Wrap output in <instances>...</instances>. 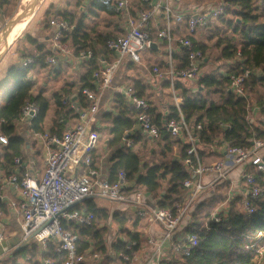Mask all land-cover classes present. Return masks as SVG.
<instances>
[{"label": "trees", "instance_id": "obj_1", "mask_svg": "<svg viewBox=\"0 0 264 264\" xmlns=\"http://www.w3.org/2000/svg\"><path fill=\"white\" fill-rule=\"evenodd\" d=\"M3 1L1 0V6ZM83 1L85 0H75L77 10L73 12L51 9V6L44 11V27L50 26L49 21L54 17L50 16L52 14L66 20L71 26L63 32L60 40L69 44L68 48L74 51L75 56L80 50H91L93 53L92 59L79 61L76 58L82 69L78 78L66 81L65 85L53 94L54 117L49 130L51 133L61 134L64 131V121L77 117L76 111L70 107V99L73 96L80 107L87 106L88 102L82 96L81 89H95L93 73L105 66L100 64L101 57L106 55L109 62L115 59L113 51L106 45L107 40L123 35L125 31L123 24L121 25L124 14L116 12L113 5L90 0L86 12H78ZM133 1L139 3V0ZM225 2L227 5L224 12L215 19L216 21L197 29L194 33L189 34L186 31L183 35H189L194 47L204 54L205 59L202 61L198 79L190 84V80L176 76L173 81L174 94L182 98L179 107L183 119L189 127H193L194 134L198 137L196 148L199 161L206 166L215 159H223L225 154L221 150L222 147L251 148L255 141H261L264 146L263 124L250 120L254 105L260 108V114L264 117V0ZM100 13L105 16H117L120 26L114 25L112 31L108 30L110 25L106 24V29H98L99 24L96 21L91 24L87 22V18L96 20ZM131 13L134 14L133 10ZM200 31H208L207 39L213 40L211 49L216 53L214 63L219 62L215 68L210 63L209 44L196 39ZM24 37L26 45L20 49V57H31L33 61L25 66L10 64L4 74V80L11 78L16 84L6 103L0 105V120H4V123H0V132L8 137L7 143L0 146V180L14 173L15 169L20 170V175L22 173V166L14 161L16 157L23 160L25 147V137L17 133L14 126V122L21 115V107L28 101L39 106L38 114L31 121L30 129L33 132L45 131L44 120L50 109V102L42 91L32 93L34 83L28 78V73L34 66H48L45 64V58L52 52L29 33ZM147 51L153 52L152 49ZM174 53V68L184 67L187 64L185 50L180 48L177 54ZM164 55L166 57L165 51ZM65 60H68V57ZM158 64L166 69V59L163 64ZM152 66L150 64L149 67ZM245 70H248L249 74L243 83L246 94L244 97L234 93L229 86L230 76L242 74ZM160 82L163 88H170L167 78H162ZM131 83L135 94L148 102V113L158 126L159 135L149 138L137 132L135 124L138 110L124 99L121 90L115 93L110 109L100 115L99 110L97 113V116L108 122V125L102 128L106 133L104 144L108 149H114L109 158L108 179L115 181L118 172L123 171L126 179L132 183L127 189L129 194L140 191L146 198L147 194H152L157 198L158 207L172 208L185 197L183 181L191 178L184 162L189 143L183 136L171 135L163 126L169 119H179V112L173 99L162 108L145 80L138 78ZM126 134H129L128 138L132 140L129 147L122 145ZM147 154H151L152 159L145 158ZM262 156L264 158V152ZM96 162L97 159L92 155V167H96ZM237 166L242 167L243 174L251 173L255 184L261 189V194L252 200L254 211L250 214L244 211L243 196L229 197L230 185L227 181L214 182L213 193L201 200L203 194L208 191L204 190L196 200L194 208L187 214L190 216V222L185 227V232L197 235V245L189 255L177 253L174 259L166 261L168 264H258L262 255L259 250L264 248V172L250 164ZM242 182L244 183L243 178ZM222 204L224 210L220 208ZM72 208H84L93 214V219L87 225L68 223L65 226L77 235V254L101 255L108 264L129 263V260L121 259L118 252L123 250L130 259L140 248L141 233L126 226L131 217L119 210L110 211L109 208L100 207L93 199H84ZM214 216L219 218L218 221L214 220ZM108 221L115 224L118 236L125 237L123 242L119 239L112 242L109 246L110 254L106 243L110 226ZM129 242L134 244L127 246ZM55 246L48 242L45 248L38 250L37 246L31 243L30 247H19L17 255L25 259L27 264H43L47 259H51L53 264H64L66 253L56 251ZM81 263L83 261L78 264Z\"/></svg>", "mask_w": 264, "mask_h": 264}, {"label": "built area", "instance_id": "obj_2", "mask_svg": "<svg viewBox=\"0 0 264 264\" xmlns=\"http://www.w3.org/2000/svg\"><path fill=\"white\" fill-rule=\"evenodd\" d=\"M94 1L100 4H111L116 12L124 14V34L108 39L106 42L107 47L116 53V58L93 73L95 89L88 87L81 89L82 96L88 102L87 106L80 107L75 100L70 99V107L77 113L73 125L67 127L61 134L32 131L33 136L41 141L44 149V169L41 176L35 178L28 171L22 170L21 175L14 172L0 180V201L6 198L11 210L20 218L19 229L22 235L17 245L9 246L6 244L4 232L0 230V247L2 253H8L14 252L17 246L26 244L29 240L36 242L42 248H45L48 242H52L56 245V251L66 253L64 264H78L84 261L86 256L77 254V235L65 226L68 223L87 225L93 219V214L84 208L72 207L84 199H103L111 203L131 206L136 216L145 219L149 224L159 226L163 239L155 243L150 241L153 244V251L144 264H166L159 258L163 241H172L181 221L194 208L196 200L208 186L227 178L228 165L221 159L207 166L200 163L196 148L198 137L194 134L193 127H189L183 119L179 107L182 98L174 94L180 118L169 119L164 122L163 126L171 135L183 136V139L189 143L184 162L188 166L191 178L183 181V187L186 190L185 197L176 202L172 208H160L157 204L152 205L148 202L146 196L140 191L129 194L127 189L132 183L126 179L123 171L118 172L115 181H109L102 178L98 170L92 167V151L99 140L96 121L100 94L103 89L111 85L114 74L124 57L133 63H140L142 53L151 49L152 43L159 41L166 45L164 51L167 65L164 76L158 66H153V75L158 79L167 78L170 83L169 89L173 93V81L176 76L196 81L200 75L202 61L205 59L204 54L199 48L194 47L189 35L177 38V42L186 52L187 64L175 69L172 63L173 49L171 47L173 29L185 23L186 31L189 34L194 33L222 15L227 3L219 1L197 5L194 8H182L181 0H139L138 7L133 4V0ZM158 15L161 16V25L155 29V32H152L150 24ZM49 24L52 28L50 36L52 54L46 56L45 64L53 65L57 62L56 55L70 54L68 45L60 39L63 32L71 26L59 17L51 18ZM76 56L79 61H82L92 59L93 53L91 50H80ZM32 61L31 57H27L22 59L21 65H28ZM248 74V70H245L242 74L230 76L229 87L237 95L246 96L243 83ZM121 93L124 99L138 110L135 130L145 137H157L159 128L148 113V102L136 95L131 85L124 86ZM262 109H264V104ZM20 112L21 115L14 122V126L17 122V124L26 125L29 127L27 130L31 131V121L38 114L39 106L28 101L21 107ZM0 123H4V120L1 119ZM199 127L198 125L197 128ZM224 127L228 126L224 125ZM123 140L122 145L131 146V139L127 137ZM7 141V135L0 133V143L6 144ZM262 145L261 141H255L251 148L228 146L224 147V154L230 158L232 165L250 164L264 172V158L258 150ZM14 161L20 166L24 165L19 157H16ZM82 166L86 170L80 172L78 169ZM208 172L213 173V179L205 183L204 176ZM242 178L245 183V189L240 191L243 196V209L250 214L254 211L252 200L261 194V189L255 184L251 173L243 174ZM9 186L15 191L14 199L8 196ZM218 219L214 216L215 221ZM182 240L178 248L181 249L182 254L189 255L197 245L198 237L189 232ZM263 251L264 248H261L259 253L263 254ZM118 255L123 260L129 259L128 254L123 250L119 251ZM91 257L95 259L97 255L94 254ZM44 264H53V261L47 259Z\"/></svg>", "mask_w": 264, "mask_h": 264}, {"label": "crops", "instance_id": "obj_3", "mask_svg": "<svg viewBox=\"0 0 264 264\" xmlns=\"http://www.w3.org/2000/svg\"><path fill=\"white\" fill-rule=\"evenodd\" d=\"M12 1L13 0H4L2 2V6L0 7V28H3L6 24L10 23L8 26V30H6L4 32L3 38L0 39V46L2 45L3 48H6V47L8 48L16 39V38L14 40L10 39L12 43L9 45L6 43L7 38H8L9 29L11 28L12 25L17 23V21H16L17 17L15 15L16 11L10 9ZM73 1H74L73 5H70L69 3H67V5L64 6L61 10L66 9L68 11H71V8H73L71 12L77 10V7L75 5V0H73ZM89 1L90 0L83 1V4L78 8V12H86V9L88 7L87 3ZM219 1H226V0H216V2H219ZM201 2H204V0L203 1H200V0H181V6H182V8H187V7L194 8V6L201 5ZM133 4L137 7L139 6L137 2H133ZM207 4H208V2H207ZM55 10H58V9H55ZM100 14H102V13H100ZM20 23H21V25L19 27L18 37L21 35L22 28L25 25V21L20 22ZM159 25H161V16L160 15L156 16L154 18V20L151 22V24H150L151 31L155 32V29ZM123 26H124V19H123ZM51 30H52L51 26L44 27V24H43V26L41 28L33 27L32 31L29 34L32 35L33 37H35L39 42L44 43L46 48L49 51H51V42H50ZM185 32H186L185 23H181L178 27H176L174 29V32H172V33H175L172 35V40H171V47L173 49V53L175 52L174 54H177L178 50L181 48V46L177 42V38L183 36ZM155 44H156V48H151L153 50V52L152 51H147V52L145 51L144 52L146 54L142 55L140 63H133L127 57H124L122 59V62L120 63L119 67L117 68V70L115 72V77H114L111 85L109 87H106L105 89H103L102 93L100 94L99 115L103 111H107L110 109L111 101H112L113 95L115 93L120 92V90H122V88L124 86H130V85L133 86V84L131 83L132 80L138 79V78L145 80L149 84L148 86L150 87V91L153 93V95H156V97H157L162 108L167 106V104H169L171 99H173V101L175 102L174 93L169 88H163L162 87V82H160L161 79H158L156 76H154L152 73V68L149 67L150 64L153 66H158L160 68L162 75L164 76L165 69L163 66L159 65L158 62H162V64H163V60L166 59V57L164 55V48L166 47V45L164 43H162L161 41H159L158 43H155ZM68 46H69V44H68ZM3 48L0 50V54L3 50ZM181 49H183V48H181ZM69 51H70V54H68L69 56L68 55L65 56L63 54L56 55L57 56V62L55 64L48 65L46 67H39L37 65V66H34L30 70V72L28 73V78L30 80H32L34 83V86L32 88V93H37L38 91H42L43 95L45 97H47L49 102H50V109H49L47 116L44 120V130L48 131V132L50 130V126L52 123V118L54 117L53 116L54 110L53 109L51 110V106L53 105V107H54L53 94L60 87L63 86V83L57 84L56 88L53 89V91L51 92L50 91L51 89L47 88L48 83H50V81H53V82L58 81L59 77L64 72V70H63L64 66H66V65L70 66V67H72L73 70H76V71H78L79 67H80L79 64L77 63V59H76L77 57L74 55L73 50L69 48ZM112 55H113V58L114 57L116 58V53L114 51H113ZM67 57H68V60H65ZM4 58H5V56L2 58V61ZM21 61H22V59L19 55V63L18 64H21ZM108 63H110V62H109V60H107L106 55L101 57V59H100L101 65L104 66ZM143 63H145V65H147V67H149V69H150L148 74L146 73V70L143 68ZM11 64H13V63H11ZM9 65L7 64L6 66H4V68L1 72V75H0V89H1L0 98L1 99H3V97L7 96V91L5 89H9V87H11L12 79L7 78L6 80H4L5 79V77H4L5 71ZM45 69H47L49 74H46ZM150 75L152 77L154 76L152 78V81H151V79H149ZM53 76H55V77H53ZM38 77H41V79L43 81L42 83L39 82ZM122 77H124V79ZM69 80H71V78ZM192 83L193 82L190 81V84H192ZM15 84H16V82H15ZM1 85H4V86H1ZM14 87H15V85L13 86V88L11 87V92L13 91ZM9 94H8V96H9ZM169 94L171 96H169ZM73 97H75V96H73ZM250 120L251 121H258V122L262 123L264 126V117L262 114H260V108L256 105H254L251 109ZM74 122H75V118L69 119L67 122L64 121V130L67 127L73 125ZM96 125L98 127L99 134L103 133V132L105 133V130L103 131L102 128H105V126L108 125V122L103 120L102 118H100L98 116L97 121H96ZM28 128L29 127H27L26 125H23V124L21 125L20 123L17 124V122L15 123V129H16L17 133H19L21 136L25 137L24 138L25 139V147L23 148V156H22L24 165L21 167V169L28 171L33 177L39 178L43 172V169H44V149L42 147L41 141L38 140L37 138H35L33 136L32 130L28 131L27 130ZM0 133H2V132H0ZM105 135H106V133H105ZM1 145H4V144L0 143V146ZM102 147L104 148V152H101L99 149V145H97V147L92 151V155L95 156V158L97 159L95 168L98 170V173L100 174V176L102 178L108 179L109 158H110L111 154L113 153L114 149H108L104 143H103ZM221 150L224 151V147H222ZM259 152L261 154H262V152H264V146L260 147ZM216 160H218V159H215L213 161H216ZM221 160H224L226 165H228L227 166L228 173H227V178L225 179V181H227L230 185V189H229V193H228L229 197L234 196V194L242 196L240 191L243 188L245 189V183L242 182V176H243L242 167L232 165L230 158L227 157L226 155H224L223 159H221ZM78 170L80 172H82V171L86 170V168L82 166V167H79ZM235 170H237V173H235ZM14 172L20 173V170L15 169ZM212 179H213V173L208 172L205 174V176H204L205 183H209ZM213 184H211L210 186H208L206 188V189H208V191H206L203 194L201 200L210 196L213 193V187H212ZM8 196H10L12 199H14L16 196L15 191L10 186L8 187ZM147 198H148V202H150L152 205L157 204L156 203L157 198L154 197L152 194H147ZM88 199H92V198H88ZM93 200L100 207L109 208L110 211L119 210V211H122L123 213H125L127 216L131 217V221L126 226L130 229H135V231H138L141 233V242H140V248L135 253H133V256L130 259H128L129 260L128 264H144L147 261V259L151 256L152 251H153V244L150 243V241H153L155 243V242L161 241L163 239L162 238L163 237L162 231L159 228V226H157L155 224H149L145 219L140 218L138 216L136 217V215L134 214L133 208L131 206L124 205V204H122V205L121 204H115V203H111V202H109L107 200H103V199H93ZM81 204H80V206L83 207V205H81ZM223 207H224V204H222L220 208H222L224 210ZM19 221H20V218H18V216L11 210V208L9 207V205L6 201V198L1 200L0 201V230H2L4 232V234L6 236V244H8L9 246L17 245L21 240L22 236L19 238V235H18L15 238L16 233H18V234L21 233L19 230ZM189 222H190V216L186 215L183 218V220L181 221L180 227H179L178 231L176 232L175 236L172 238L171 242L174 243L173 245L168 240L163 241L162 249H161V252L159 253V258L164 263L168 264L166 261H171L172 259H174L177 256L176 255L177 253L180 254L181 249L178 248V246H179V244L180 245L182 244V242H183L182 239L186 236L187 233H189V232H185V227L188 225ZM108 223L110 225V227H109V229H110L112 227L111 225L114 223L110 222V221H108ZM111 230H112V228H111ZM116 232H117V230H116ZM107 238L108 239H106V243L109 246H111L112 242L115 241L116 239H119L122 242L125 241V237L115 235L114 232L110 233ZM110 238H111V240H109ZM31 243L35 244L37 246L38 250L43 249L36 242L29 240L28 243L20 244L19 246H17V248L14 252H8L7 254L10 257L9 258L4 257L2 261L8 262L10 264H23V263L27 264L25 259H24V261H19V260H22L23 258H20L17 255V251H18L19 247H21L23 245L30 247ZM133 244H134V242H132V243L129 242V243H127V246L133 245ZM170 247H172L174 250H172ZM168 250H170L171 252H169L170 254L167 255L166 253ZM3 254H6V253H2V250L0 247V256H2ZM263 254H264V251H263ZM98 258H99V256H97V258L93 259L92 261L93 262L98 261ZM81 264H91V263H89V261L84 260L83 263H81Z\"/></svg>", "mask_w": 264, "mask_h": 264}, {"label": "rangeland", "instance_id": "obj_4", "mask_svg": "<svg viewBox=\"0 0 264 264\" xmlns=\"http://www.w3.org/2000/svg\"><path fill=\"white\" fill-rule=\"evenodd\" d=\"M200 1H203V0H200ZM73 2H74L73 0H31V1L13 0L12 3H11L10 9L16 11V14H15L16 17H17L16 21L23 20V19H27V20L25 21V25L22 28V32H21V35L19 37H18V33H19L18 31H19V27H20L21 23H19V25L14 30L15 33L13 32L10 35V39L11 40H14L15 38L16 39L14 40V42L8 48L7 47L3 48L2 45L0 46V50L3 48V50H2V52L0 54V75H1V72H2V70L4 68V66H6L7 64L9 65L11 63H15V64L19 63V55H20L19 51H20V49H23L24 46L26 45L24 35L26 33H30L32 31L33 27L41 28L43 26V24H44V11L46 9H48L50 6H51V9H58V10L60 9L61 10L64 6L67 5V3H69L70 5H73ZM207 2L208 3L209 2L210 3H213V2L215 3L216 0H204V2H201V4H207ZM20 9H21V11H20ZM72 9L73 8H71V11H72ZM19 11L21 13H20V15L19 14L17 15V13ZM50 16L53 17V16H56V15L52 14ZM93 21H96L99 24V28L98 29H103V27H105V29H106V24H107V25L111 26L110 28H108V30H112L113 31V26L114 25L118 24L120 26V20L117 18V16H105L103 14H99V16L96 17V20H92L91 18H87V22H89L90 24L93 23ZM9 24H6L3 28H1L0 39L3 38L4 32L6 30H8ZM122 24L123 23H122V20H121V25ZM207 36H208V31H206V32L205 31H200L197 34L196 39L198 41H204L205 43L209 44V48L208 49H209V52H210V63H212L211 66L213 68H215L219 62L218 63H214L215 62L214 61V54H216V53H215L214 50L211 49V45L213 43V40L207 39ZM144 54H146V53H142V55H144ZM207 55H209L208 52H207ZM4 56H5V58L2 61V58ZM143 68L146 70V73L148 74L150 69H149V67H147V65H145V63H143ZM210 69H212V68H210ZM63 70H64V72L59 77L57 82L50 81V83H48L47 88H50L51 92L53 91V89L56 88L57 84H62L63 83V85H65V82L69 81L70 78L73 79V80H76L78 78V76H79L80 71H82V69L80 67H79V70L76 71V70H73L72 67L67 66V65L63 67ZM209 70H207V71H209ZM45 72H46V74H49L47 69H45ZM53 77H55V76H53ZM153 77L150 75L149 79H151V81H152ZM38 78H39V82L42 83L43 81H42L41 77H38ZM122 78L124 79V77H122ZM14 85H15V81L12 80L11 81V87L13 88ZM1 86H4V85H1ZM11 87H9V89H5L7 91V96L11 92ZM0 91H1V89H0ZM7 96L3 97V99L0 98V105H3V104L6 103L7 98H8ZM52 109L54 110L53 105L51 106V110ZM53 116H54V113H53ZM105 136L106 135H105L104 132L100 133V138H99V141H98V145H99V149H100L101 152H104V148L102 146H103V143H104ZM145 158L152 159V156H151V154L150 155L147 154V155H145ZM235 173H237V170H235ZM111 226H112L111 227L112 230H111V228L109 229V232L106 234V239H108L107 238L108 235L110 233H112V232H114L115 235H117L115 224H112ZM18 235H19V238L22 236L21 233H19V234L16 233L15 234V238ZM109 240H111V238ZM108 247H109V245H108ZM110 248L111 247L108 248L109 249L108 250L109 254L111 253V249ZM170 248L172 250H174L172 247H170ZM169 252H171V251L168 250L166 254L167 255L170 254ZM4 257H8L9 258L10 256L7 253L3 254L2 256H0V264H10L8 262L2 261ZM92 260H93V258L90 255H86L85 261H89V263H91V264H108L105 260H103V257L101 255H99L98 261H94L93 262ZM19 261H24V259L19 260ZM258 264H264V254L261 255V257H260V259L258 261Z\"/></svg>", "mask_w": 264, "mask_h": 264}, {"label": "bare ground", "instance_id": "obj_5", "mask_svg": "<svg viewBox=\"0 0 264 264\" xmlns=\"http://www.w3.org/2000/svg\"><path fill=\"white\" fill-rule=\"evenodd\" d=\"M26 1H31V0H26ZM20 11H21V9H20ZM20 11L17 13V15H18V14L20 15V13H21ZM32 17H33V16H32ZM26 20H27V19L19 20V21H17V23H15L14 25L11 26V28L9 29L8 38H7V41H6V43H7L8 45L12 43L11 40H10V35L14 32V30L16 29V27L18 26V24H19L20 22H24V21H26Z\"/></svg>", "mask_w": 264, "mask_h": 264}, {"label": "water", "instance_id": "obj_6", "mask_svg": "<svg viewBox=\"0 0 264 264\" xmlns=\"http://www.w3.org/2000/svg\"><path fill=\"white\" fill-rule=\"evenodd\" d=\"M151 47L152 48H156V44L155 43H152L151 44ZM76 98L75 97H73V98H71V100H75ZM128 137V135L126 134L125 136H124V138H127Z\"/></svg>", "mask_w": 264, "mask_h": 264}]
</instances>
